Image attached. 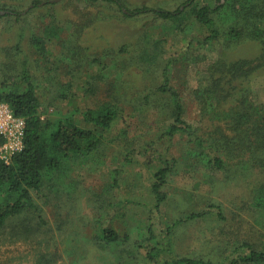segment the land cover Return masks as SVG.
<instances>
[{"label":"rangeland","instance_id":"rangeland-1","mask_svg":"<svg viewBox=\"0 0 264 264\" xmlns=\"http://www.w3.org/2000/svg\"><path fill=\"white\" fill-rule=\"evenodd\" d=\"M123 1L130 9H181V22L154 15L127 18L114 5L83 0H0V10L6 12L0 17V81L17 80L26 67L44 105L43 119L69 115L81 127L97 130L85 121L88 109L124 96L121 106L128 111L106 132L98 153L70 157L61 169L44 171L38 203L46 225L29 222L24 231L5 229L0 235V264H153L147 252L157 243L150 230L165 237L170 228L171 242L164 253L169 263L191 258L230 264L249 251L247 244L264 252V206H251L261 198L264 173L245 174L236 162L230 173L216 171L207 156L190 155L185 162L190 147L183 138L172 144L160 139L169 122L162 112L165 101L157 93L165 66L180 58L186 38L207 34L194 10L221 6L214 16L220 30L231 34L235 27L244 28L245 40L228 42L222 36L204 49L194 45L171 71L172 86L186 105L185 119L199 131L214 124L209 117L217 112V101L210 92L208 68L222 57L228 63H255L254 67L264 63L258 40L251 38L258 27L264 30V21L258 24L252 17L258 0ZM7 9L23 16L9 15ZM36 40L42 41L40 47ZM240 84L231 85L230 99L240 96ZM250 85V99L264 103V68L251 75ZM162 155L181 162L165 187L167 200L160 210H150V187L160 165L155 158ZM111 199L137 204L106 223L119 234L117 242L108 244L101 238L98 220ZM210 205L220 206L224 218L210 213L188 220Z\"/></svg>","mask_w":264,"mask_h":264},{"label":"trees","instance_id":"trees-1","mask_svg":"<svg viewBox=\"0 0 264 264\" xmlns=\"http://www.w3.org/2000/svg\"><path fill=\"white\" fill-rule=\"evenodd\" d=\"M83 1L90 5H114L127 18L154 15L163 20L179 22L183 14L181 9L175 12L146 6L130 9L123 0ZM221 9V6L216 8L203 6L194 10L196 21L207 34H198L197 38L192 35L186 38V45L180 58L170 59L162 72V83L157 93L165 101L162 112L167 116L169 124L160 139L172 144L178 137L183 138L187 142L186 146L190 147V154L184 159L185 162L190 160V155L196 159L207 156L209 167L216 171L230 173L236 162V166L241 168L245 174H251L252 171L264 173V103L257 105L250 99L253 92L250 85L251 75L256 72L257 68L258 71L264 68L263 62L254 67L255 63L242 60L228 63L227 58L222 57L208 68L211 80L210 92L217 101V112L211 113L209 117L215 123L201 131L185 119L186 105L180 93L172 86L173 67L184 60L185 56L190 55L189 49L194 45H202L204 49L205 44L214 45V42H219L222 36L228 42L245 40L244 28L235 27L231 34H224L220 30L214 16ZM7 10L9 15L23 16L20 12ZM252 12V17H256L258 24L262 23L264 21V0H258V10L252 7ZM251 38L258 40L263 60L264 30L258 27ZM41 44V40H36L37 47ZM124 51L126 52L127 49L125 48ZM149 53L147 49L144 57L147 58ZM24 68L17 80L4 78L0 81V102L8 103L17 116L26 120L24 150L17 153L9 164L0 159V235L10 226L24 231L33 223L36 226L46 225L42 208L38 203V198L42 197L45 185L44 171L61 169L63 161L70 157L89 158L98 153L104 145L106 132L110 131L116 121L124 119L128 114L127 109L121 106L124 104V96H120L114 100L116 104L112 101L97 108H90L84 113L85 121L94 124L97 130L81 127L74 117L69 115L53 120L43 119L40 113L44 105L37 85L26 67ZM235 81L241 82L240 96L230 99L228 90L232 89L231 85ZM155 160L160 165L158 164L154 172L150 187L154 197V204L148 207L150 210L152 208L160 210L167 200L168 194L165 187L181 162L177 158L170 159L164 155ZM260 195L261 198L257 196L251 205L256 209L264 206V187L260 189ZM111 200L108 208L98 220L102 230L101 238L108 244L117 242L119 234L106 223L110 224L125 207L137 204L132 199ZM210 213H217L219 218H224L223 209L220 206L210 205L207 210L190 215L188 220L202 218ZM171 229L165 237H157L153 230H150L151 238L156 239L157 243V247L150 248L147 252L151 263L214 264L191 258L169 263L164 253L168 252L171 242ZM246 247L249 251L238 255L230 264H264L263 251L254 250L249 244Z\"/></svg>","mask_w":264,"mask_h":264},{"label":"built area","instance_id":"built-area-1","mask_svg":"<svg viewBox=\"0 0 264 264\" xmlns=\"http://www.w3.org/2000/svg\"><path fill=\"white\" fill-rule=\"evenodd\" d=\"M26 120L15 114L8 103L0 102V159L10 163L24 150Z\"/></svg>","mask_w":264,"mask_h":264},{"label":"water","instance_id":"water-1","mask_svg":"<svg viewBox=\"0 0 264 264\" xmlns=\"http://www.w3.org/2000/svg\"><path fill=\"white\" fill-rule=\"evenodd\" d=\"M56 1H59V0H54V2H56ZM4 13H6V12L0 11V14H4Z\"/></svg>","mask_w":264,"mask_h":264}]
</instances>
